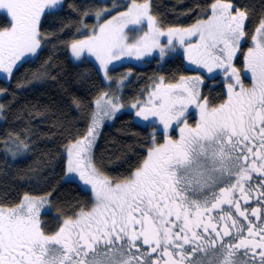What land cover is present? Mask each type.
<instances>
[{"label":"snow or ice","instance_id":"6c2138e0","mask_svg":"<svg viewBox=\"0 0 264 264\" xmlns=\"http://www.w3.org/2000/svg\"><path fill=\"white\" fill-rule=\"evenodd\" d=\"M60 3L0 0V12L10 17L0 30V80L8 81L37 56L41 14ZM210 9L208 19L190 28L164 30L150 13L149 0L134 2L115 23L98 24V32L94 28L69 43L72 56L77 61L85 55L94 58L105 79L113 61L126 56L140 60L154 50L163 59L178 43L189 64L224 77L228 98L209 107L201 96L200 75L168 84L161 77L146 101L131 104L137 118L153 123L147 158L130 176L114 182L92 149L103 121L124 106L118 95L102 93L91 123L65 149L66 177L90 191L93 206L65 216L53 234L41 219L46 197L26 195L17 207L0 208V264H264V18L244 54V70L252 81L246 87L233 61L249 35L248 11L228 0H214ZM144 21L147 31L129 43L125 29ZM192 36L199 43L185 45ZM197 114L193 126L189 118ZM176 129L178 139L169 135ZM157 135L165 143L158 144ZM12 144L14 149L6 151L14 159L28 149L19 137Z\"/></svg>","mask_w":264,"mask_h":264},{"label":"trees","instance_id":"16d2710c","mask_svg":"<svg viewBox=\"0 0 264 264\" xmlns=\"http://www.w3.org/2000/svg\"><path fill=\"white\" fill-rule=\"evenodd\" d=\"M152 14L162 28H186L207 19L214 0H149ZM145 0H117L118 9L127 3ZM248 11L245 28L247 39L255 34L264 18V0H228ZM121 4V6H120ZM101 0H65L63 8L46 14L40 24L42 49L33 60H27L10 81L0 80V208L17 207L27 195L46 197L48 208L41 213L47 231L56 228V219L71 216L80 208H91V193L77 183L66 181V147L77 131L83 133L91 123L95 101L108 92L98 67L90 60L73 61L69 43L93 32L97 26L95 14L111 7ZM86 13V15H85ZM8 18L0 17V29L8 26ZM87 25V27H84ZM128 62L129 57H123ZM118 61V62H121ZM131 80L125 87L124 101L131 103L143 97L161 77L174 83L181 76L194 74L185 51L161 63L154 59L144 67L126 64ZM124 74L113 72L117 79ZM204 95H227L223 82L211 78L206 81ZM209 82V83H208ZM210 83L218 84L211 88ZM220 83V84H219ZM147 126L136 122L134 115L125 112L112 125H106L93 148V157L105 175L115 182L130 176L147 158L153 123ZM147 129V130H145ZM19 137L28 149L14 159L6 148Z\"/></svg>","mask_w":264,"mask_h":264},{"label":"rangeland","instance_id":"374dc122","mask_svg":"<svg viewBox=\"0 0 264 264\" xmlns=\"http://www.w3.org/2000/svg\"><path fill=\"white\" fill-rule=\"evenodd\" d=\"M101 1H103V2H110L112 5H111V7H107V6H105L104 9H103L102 11H100L101 15H100L99 18H97V15L95 14V19H96V21H97V25H98V24H101V23H107V21H109V20H113L114 23H115L116 20H115L114 18H120V14H121L122 12H127L128 9H129V8L132 6V4L134 3V2L128 3L127 6H126L124 9H118V8H119V3H117V0H101ZM64 2H65V0H61V3H60L58 6H56V7H54V8H47V9H45L44 13H42V14H41V17H40V23H39V25H38V30H39V32H40V24H41V21H42L43 17H44L46 14H48V13H52V12H55V11H57V10L62 9V8H63V5H64ZM135 3H136V2H135ZM141 3H144V2H141ZM149 3H150V13L152 14V10H151V1H149ZM138 4H139V3H138ZM120 6H121V4H120ZM117 7H118V8H117ZM152 15H153V14H152ZM210 15H211V14H210ZM2 16L7 17L5 14H3V12H0V17H2ZM107 16H108V18H106ZM7 18H8V20H10V17H7ZM208 18H209V17H208ZM208 18H207V19H208ZM245 22H246V21H245ZM194 25H195V24H194ZM158 26H160L159 23H158ZM192 26H193V25H192ZM192 26H190V27H192ZM160 27H161V26H160ZM190 27H186V28H190ZM161 28H162V27H161ZM3 29H4V28H3ZM3 29H0V30H3ZM162 29L166 30L167 28H162ZM96 30H97V32H98V28H96ZM143 31H147V21H144L143 24L140 25V26H131V25H130L128 28L125 29V34H126V36L128 37V42H129V43L134 42L135 39H136L139 35H142V34H143ZM91 34H92V32H91L89 35H91ZM84 38H86V36H82V37H80L79 39H84ZM40 40H41V37H40ZM165 40H166V37H162V38H161L162 43H163ZM188 43H199L198 37H197V36H192V37H190V38H186V40H185V45H187ZM250 46H252V40H251V38H250L249 41H248V39L246 38V40L242 42L241 50H240L239 53H237V55H239V54H241V53H242V54H246L247 49H248ZM41 49H42V41H41V48L38 49V51H37V56H38V54L40 53ZM182 51H184V48L181 47L178 43H176L175 50H174V51H169L168 54H167L163 59L160 58V54H159V52H158L157 50H154V51L152 52L151 55H149V56H147V57H142L140 60H137V59L135 58V56H131V57H129V61H128V62H123V61H121V62L113 61V64H112V65H109V69H110V71H109V73H108L109 79H105V78H104V73H103V71H99L100 74H101V76H102V78H103V80H104V82H105V84H106V86L108 87V92H109L110 94H116V95H118L119 98H120V103H121L124 107H122L121 110H120L119 112H117V113H116L111 119H107V118H106V119L103 121V123H102L101 126H100L99 133H98V136H97L96 141L98 140L99 135L101 134L102 129H103L106 125H112L113 122H114V120H115V118H116L117 116H119L120 114H123V113H125V112L132 113V114L134 115V118H135L136 122L139 123V124H141V125L146 126V125H148L147 123H150V122H151V121H149V122H147V123L142 122L139 118H137V117L135 116V109H132V108H131V104L134 103L135 101H134V102H131V103H125V101H124L125 87H126V85L130 82L129 80H131V79H130V78H131V73H130V71L128 72V71L126 70V68H124V66H129V65H126V64H132V65H135L136 67H144V66L147 65V63H148L149 61H151V60L154 59V58H157L161 63H163V62H165L167 59H169L170 57H173V56H175L176 54H178V53H180V52H182ZM70 55H71V58L73 59V61H75L76 63H81V62L84 61V60H90V61H92L93 63H95V65H96V66L98 67V69H99V63L96 62L94 58H90V57H87V55H85L84 57L81 58V60L77 61V60L72 56V54H71V49H70ZM37 56H36V57H37ZM36 57H30V58H28V60H33V59H35ZM186 57H187V55H186ZM187 60H188V59H187ZM188 63H189V62H188ZM113 65H115V70H112ZM190 65H191V64H190ZM191 66H192L193 68L196 69V67H195L194 65H191ZM237 68H238V67H237ZM238 69H239V68H238ZM197 70H198V73H195V74L190 75V76L200 75L201 78L204 80V85H205V82H206L207 80L211 79V78H207V79H205V75H208V76H210V77L221 76V75H217V74H209V73H207L206 70H199V69H197ZM113 72H116V74H117L118 72H121V74H124V75H123L122 77H119V78H117V79H114V78H113ZM203 74H204V75H203ZM249 76H250V75H249ZM249 78H250V77H249ZM250 79H251V78H250ZM8 81H10V79H9ZM220 81L224 83V77H223V76H221ZM121 82H122V83H121ZM158 82H159V81H158ZM163 82H164V80H163ZM178 82H179V81H178ZM178 82H176V83H178ZM164 83H165V84H168V83H166V82H164ZM208 83H209V82H208ZM155 84H156V83H154V84L152 85V87L148 90V92H147L145 95H143V97H140V98L137 99V100H140V101H146L147 98H148L149 91L153 90V87H154ZM204 85H202V87H201V95H202V92H203V87H204ZM210 85H211L212 87H214V86H215V83H210ZM225 87H226V86H225ZM95 108H96V105H95ZM2 119H3L2 111H0V121H2ZM156 127H157V126H156ZM157 128H158V127H157ZM95 144H96V142H95ZM94 147H95V146H94ZM94 147H93V148H94ZM92 154H93V149H92ZM65 180H66V181H71V182H75V183H77L82 189H84L85 191H87V192L90 193V191H89L87 188H84V187H82V186L80 185V182H79L76 178H74V177H66ZM93 199H94V198H93ZM47 208H48V207H47Z\"/></svg>","mask_w":264,"mask_h":264},{"label":"flooded vegetation","instance_id":"af4514ba","mask_svg":"<svg viewBox=\"0 0 264 264\" xmlns=\"http://www.w3.org/2000/svg\"><path fill=\"white\" fill-rule=\"evenodd\" d=\"M233 64L236 66V67H238L240 70H241V80L243 81V83H244V85L246 86V87H251V84H252V81H251V79L249 78L250 76V74H246L245 73V70H244V54H239V55H237V57L234 59V61H233ZM212 78H216V79H218V80H220V78H221V76H215V77H212ZM206 84H207V82H205V85H204V87H203V92H202V97H204V98H207V100H208V102H209V107H217V106H219L220 104H222V103H225L226 101H227V95H225V97L223 98V100H221L219 97H217V98H214L213 96L211 97V96H207V95H204L203 93H204V88L206 87ZM220 84V83H219ZM210 85V84H209ZM225 85V84H224ZM218 86V84H216L214 87H212L211 85H210V87L211 88H216ZM218 88V87H217ZM238 90V89H237ZM190 111H194V109H190ZM198 114L197 115H195L194 117H190L189 118V123L191 124V125H195V123L198 121ZM169 135L172 137V138H174V139H178L179 138V130L178 129H176L175 131H169ZM156 141L158 142V144H163V143H165V139H164V137L162 136V135H157V137H156ZM253 175V179H254V181H258L260 178L255 174V173H253L252 174ZM241 203H242V205H243V202L241 201ZM250 205L251 206H255V201L254 200H250ZM248 205H244V207H247ZM223 207H227L226 205L225 206H223ZM91 208H89V209H87V210H90ZM42 219V218H41ZM242 219V218H241ZM254 219V218H253ZM62 224V220H58V219H56V228L53 230V231H47V228H45V226H44V224H43V227H44V229H45V231L48 233V234H53L55 231H57L58 230V226H60ZM226 239H228V238H226Z\"/></svg>","mask_w":264,"mask_h":264}]
</instances>
